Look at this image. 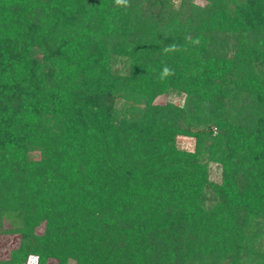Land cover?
<instances>
[{
	"label": "trees",
	"instance_id": "16d2710c",
	"mask_svg": "<svg viewBox=\"0 0 264 264\" xmlns=\"http://www.w3.org/2000/svg\"><path fill=\"white\" fill-rule=\"evenodd\" d=\"M203 1L0 0V264H264V0Z\"/></svg>",
	"mask_w": 264,
	"mask_h": 264
},
{
	"label": "rangeland",
	"instance_id": "374dc122",
	"mask_svg": "<svg viewBox=\"0 0 264 264\" xmlns=\"http://www.w3.org/2000/svg\"><path fill=\"white\" fill-rule=\"evenodd\" d=\"M195 3L197 4H203L204 1L203 0H193ZM167 102H172L176 105H181L182 104V98L175 96V95H170V96H161L156 98V100L154 101L155 104H165ZM178 145L183 148L186 149L188 151H192L193 150V140L188 139V138H184V137H179L178 138ZM31 159H38V153H34L31 155L30 157ZM209 178L211 181L214 182H219L220 181V177H221V170L220 167L216 164L210 163L209 164ZM2 225L4 227H9L10 224L6 221H4L2 223ZM43 232V226H41L38 230L37 233L38 234H42ZM18 237L17 236H1L0 237V259L5 258V256L8 255V253H10L11 250L15 249L17 244H18ZM29 262L31 264H34L36 262L35 258H30ZM49 264H56L55 261H50ZM69 264H74V261H70Z\"/></svg>",
	"mask_w": 264,
	"mask_h": 264
},
{
	"label": "clouds",
	"instance_id": "9594fccd",
	"mask_svg": "<svg viewBox=\"0 0 264 264\" xmlns=\"http://www.w3.org/2000/svg\"><path fill=\"white\" fill-rule=\"evenodd\" d=\"M178 2L179 0H177V3ZM115 4L119 7H124V8H127L130 6L129 0H115ZM199 42L200 41L198 38L192 41L193 44H197V45L199 44ZM175 51H179V48L175 44L168 45L163 49V52L165 54L170 53V52H175ZM174 74L175 73L173 69L169 68L167 65H164L162 68V71L159 74V79L164 80V79H167L168 77L173 76Z\"/></svg>",
	"mask_w": 264,
	"mask_h": 264
}]
</instances>
